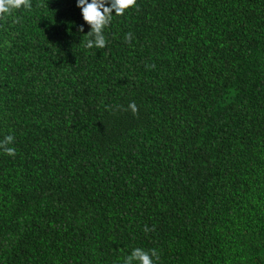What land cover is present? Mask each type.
Wrapping results in <instances>:
<instances>
[{
  "label": "trees",
  "instance_id": "obj_1",
  "mask_svg": "<svg viewBox=\"0 0 264 264\" xmlns=\"http://www.w3.org/2000/svg\"><path fill=\"white\" fill-rule=\"evenodd\" d=\"M88 31L75 0L0 14V264H264V0Z\"/></svg>",
  "mask_w": 264,
  "mask_h": 264
},
{
  "label": "clouds",
  "instance_id": "obj_2",
  "mask_svg": "<svg viewBox=\"0 0 264 264\" xmlns=\"http://www.w3.org/2000/svg\"><path fill=\"white\" fill-rule=\"evenodd\" d=\"M76 7L80 9L83 20L90 26L88 34L90 39L87 41V47L103 48L106 46L104 29L110 24L113 15H124L125 10L136 4V0H75ZM26 0H0V14L7 13L11 8H18L25 4ZM130 107L135 111V104ZM15 137L13 135L5 136L0 142V147L11 145ZM4 151L14 156L16 150L14 147H4ZM158 257L155 250H144L134 248L132 252L125 257L123 264H156Z\"/></svg>",
  "mask_w": 264,
  "mask_h": 264
}]
</instances>
